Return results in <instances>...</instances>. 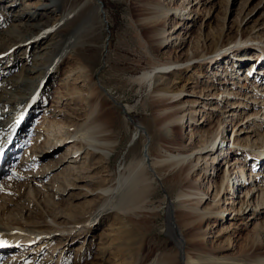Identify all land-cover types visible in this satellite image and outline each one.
Segmentation results:
<instances>
[{"label": "rangeland", "instance_id": "374dc122", "mask_svg": "<svg viewBox=\"0 0 264 264\" xmlns=\"http://www.w3.org/2000/svg\"><path fill=\"white\" fill-rule=\"evenodd\" d=\"M9 1L0 0V11L3 9L1 6H7ZM102 1L105 15L99 8L95 9L98 7L96 0H77L78 7L69 16H77L84 9L86 11L71 27L69 33L74 34L65 36L59 33L50 46H59L60 51L57 55H53L52 51L47 52L41 64L34 60L25 61L23 56L27 50L29 58L34 59L32 52L39 49L40 42L48 40L44 38L47 33L41 31L0 55V71L7 72L13 67L16 74L35 77L31 89L27 90V96L33 95L31 104L25 110L27 119L23 118L20 103L14 104L16 107L11 103H6V106L4 102L0 103V114L11 122L16 120L15 128L21 133L19 135L15 131L17 135L13 133L9 140L7 134L0 139V221L7 223L21 215L23 219H38L41 215L35 212L39 210L41 217L44 216L52 226L50 232L44 229L42 233L46 234L45 237L55 235L50 246L40 247L43 242H36L30 248L23 246L14 252L3 253L0 264H156V261L153 263L155 259L164 260L172 254L179 257L178 264H184L182 258L188 253L182 257L181 251L180 256L177 255L179 247L176 237L169 230L167 216L168 207L172 206L177 211L175 223L178 233H182L185 242H191L193 236L183 226L186 218L181 211L185 208L180 201L183 197L178 196L181 187L170 189V182L165 181L173 168L156 170L158 164L154 163L157 159L167 158L171 152L172 157L178 155L176 158H180L185 152L183 155L191 158L194 168L187 185L197 183L198 188L206 193L200 204L201 209L192 213V216L198 217L202 211L207 212L203 220H197L200 223L198 231L201 232L197 240L204 249L193 246L187 250L207 257L212 254L215 262L220 264H250L243 260V256L255 240V244L259 245L256 254L264 257V0ZM51 5H42L40 11L49 17V29L60 28L64 34L67 18L64 19L57 11H51ZM182 5H188V11L192 10L190 17L193 19L185 20L172 15V12H176L174 7ZM28 6L6 7L3 15L0 14L2 33L8 31L9 27L8 24H1L4 17L22 12L24 15L31 9ZM152 6L160 8L155 10ZM166 6L171 8L167 17L161 11ZM64 7L70 11L72 4L66 3ZM31 11L35 12V9ZM158 29L162 36L155 35L154 31ZM242 34L247 35L243 37ZM178 35L179 38H176ZM249 35H253L254 40H248ZM160 38L163 41L161 44L157 43ZM28 41L30 43L27 45ZM234 41L241 46V51L235 54L232 47L229 48L220 55V61L216 64L199 57L206 51H210L207 56H211V50L217 43H227L228 48ZM80 45H90L98 51L93 77L88 71V64L82 65L78 61L76 46ZM16 51L21 58L13 57ZM193 56L196 58L190 60ZM177 61L180 63H174ZM228 61H231L232 67L229 68L231 73L228 77H223L225 75L221 71L216 75L212 73L217 71L220 63L226 68ZM36 62L39 65L35 68ZM167 62L173 63L167 68H160L162 63ZM253 62L254 65L251 64ZM26 66L34 68L30 74L21 72ZM43 68L48 69V73L39 81ZM145 70L156 72L154 79L159 86L155 90L169 86L170 89L182 91L178 100L155 102L154 89L136 79ZM96 89L113 107L111 121L120 140L112 154V171L107 173L100 169L101 178H107L113 172L118 185L131 162L145 157L142 161L151 192L145 203L127 219L116 209L105 210L108 202L99 209L91 207L94 200H99V190L96 189V179L91 176L94 171L84 168V163L88 162L87 151L78 162H61L53 170L50 169L52 171L48 176L42 173L45 166H52L64 153H70L75 144L72 141L74 135L91 117L89 113L92 109L86 98L95 97L93 92ZM224 89L235 93L229 95L230 99L226 101L216 100L215 93ZM241 102L247 104L241 105ZM171 105L173 107L168 111L174 119L171 120L170 129L163 130V120L172 117L161 115V111ZM194 110L196 114L192 113ZM142 125L145 129L141 128ZM218 129L225 130L223 135L226 142L223 145L227 149L225 155L219 157L224 159L218 158L214 164L217 166H214V170L211 164L205 162L206 159L199 162L198 157L201 152L199 148L206 142L209 144L208 140ZM61 136H69V143L60 148H49L50 143H56ZM146 146L149 149L143 152ZM205 150H202V154ZM159 151L164 154L163 157L158 156ZM259 155L262 158H258ZM238 159L245 160L249 184H242L244 186L240 191H243L235 196L226 194L222 189L218 193L216 186L221 184L223 175L242 163ZM76 173H81L82 176H79L87 178V182L80 179L75 181ZM62 181L73 183L68 187L61 186ZM187 185H182L183 189ZM248 187L252 189L247 195ZM54 189L56 195H53ZM28 200L31 201L29 206L25 204ZM44 201L52 202L54 208L46 209ZM224 208L228 209L222 215L218 211ZM54 214L60 217L55 218ZM58 227H75L77 232L83 233L75 239H64L58 235L62 231L55 229ZM18 230L16 224L12 231ZM13 254L17 258L15 261L11 260Z\"/></svg>", "mask_w": 264, "mask_h": 264}, {"label": "bare ground", "instance_id": "6f19581e", "mask_svg": "<svg viewBox=\"0 0 264 264\" xmlns=\"http://www.w3.org/2000/svg\"><path fill=\"white\" fill-rule=\"evenodd\" d=\"M26 1L25 0L24 1L23 0H10L7 3V6H5V5L1 6V8H3L0 11L1 15H3V11L6 9V7H12L14 5H17L19 7L23 6L24 8H27V5H29L31 9L29 11H27L26 13L24 12L25 13L24 15L22 12V13L14 14L13 16H10V14H9L8 17H4L1 24H4V25L8 24L9 27H8V31H5L4 33H2L3 31L0 30V55L2 53L7 52L12 46H16V45L20 44L22 41L29 40L31 38L32 34H37L41 31V33L42 32L47 33V34H44V38H46L48 40H46L43 43L40 42L39 47H38L39 49L32 52L34 59L29 58L30 54L26 53L27 50H25V53L22 52L23 56H25V61L28 60L31 62L32 60H34V62L38 61V63H40V61L42 62L43 60H45L47 52L52 51L53 55H55V54L57 55V53L60 51L61 47H59V46H58V48L51 47L50 43L59 37V35H58L59 33L61 35H65V36H68L69 34L71 35L73 33V32L69 33L72 29L71 27L79 19H81V17H82L81 14L85 13L86 9L78 12L79 15L73 17L71 15L69 16V13H71L73 9L78 7L79 3L77 2V0H72V1L71 0H43L44 2L42 0H38L39 2H33V3L28 2V1L26 2ZM157 2L160 3L159 0ZM66 3L72 4V9L70 11H66V7H64V4H66ZM158 3H157V5H158ZM47 4H52L51 5L52 10L51 11H57V14H62L64 19L67 18L65 20V25L67 28H65L66 32L64 34L60 28L58 30L56 28L49 29L50 19H49V17L45 16L43 14V12L40 11L42 5H47ZM24 8H22V10ZM32 8L35 9V12L31 11ZM98 8H99L100 12H103L100 9L99 3H98ZM151 8L156 10V8H160V7L159 6L158 7L152 6ZM162 9L163 10H161V9L160 10L162 12L164 11V15L167 17L169 15V10H171V8L166 6L165 9L163 7H162ZM174 9L176 10V12H172V15L176 14V15H178V17H182V19H185V20L193 19V17H190L192 10L188 11V5L187 6L182 5V6L174 7ZM177 11H179V12H177ZM156 18L158 20L159 19L161 20V18L159 16H157ZM105 22H107L106 19H105ZM74 29H75V27H74ZM154 32H155V35H158V34H159V36L161 35V32L159 29L154 31ZM242 35L244 37L247 34H242ZM243 37H242V39H243ZM176 38H179V35L176 36ZM248 40H254L253 35H249ZM29 43H30V41L27 42V45ZM157 43H159V44L163 43V41H161V38L157 41ZM226 45H227V43L220 44V45L217 43L215 48L211 50V52H212L211 56H207L210 53V51H208V52L206 51V52L202 53L199 57H201V59H208L207 60L208 63L213 61L214 62L213 64H216L217 62L220 61L219 60L220 55L224 52L226 53L229 48L232 47L234 53L235 52L238 53L241 51L240 50L241 46H238L236 44V41H234V43H232V46H230L228 48L226 47ZM44 50H46V51L42 52ZM97 52L98 51L90 45H88V46H83V45L76 46V54L78 55V59H79V60L78 59L77 60L80 63H82V65L88 64V66H89L88 71L90 72V75L92 77H93V67H94V64H95V61L97 58ZM196 55H197V53H196ZM13 57H15V58L20 57L21 58V55L19 53H17V51H16L13 54ZM194 58H196V56L190 57V60L194 59ZM46 61H49V60H46ZM38 63L36 62V65H34L33 67L36 68ZM172 63L173 62L162 63L160 65V68H163V69L167 68ZM174 63H180V62L177 61ZM239 64H241V63H239ZM251 64L254 65L255 63L253 62ZM230 65H231V61L230 62L228 61V66H226V68H225V65H222L220 63V64H218L219 68L217 69V71H214L212 73L214 75H216L219 73V71H221L222 74L225 75L223 77H226L229 73H231L232 67ZM189 66H190V64H188V67ZM77 68H79V67H77ZM229 68H231V69H229ZM33 69L34 68H32V67L26 66V68L25 67L22 68L21 72L24 71L26 74H30L33 71ZM152 70H145L136 79L140 82L148 83L149 86H151L152 89H154L153 92L155 93L154 94L155 102L156 101L160 102L163 99H165L164 101H167L169 103L177 101L179 96H181L182 91L170 89L169 86H163L160 89L155 90V88H157V86H159V85H158V83H156V80L154 79L156 72H154ZM233 70H235V69H233ZM14 71L15 70L13 67L9 68L7 70V72L4 70L0 71V74L2 75V80L0 81V83H1V85H0V103L4 102L3 103L4 105L6 103H11L13 105L20 103V106L22 108L21 111H22V113L24 112L23 118L27 119V116L26 117L24 116V115H26L25 110L31 104V102H32L31 97H33V95L27 96V94H29V92H27V90L31 89L30 86H32V83H33L35 77L31 78L32 75L31 76H28V75L27 76H25V75L21 76L24 73L23 74H19V73L16 74V73H14ZM47 73H48V69L43 68L42 71L40 72L41 77H40L39 81H41L42 78L45 77ZM200 74H202V72H200ZM221 82H224V81H221ZM15 93H17L18 96H16ZM93 93L95 94V97L86 98L89 102V108L92 109V111L89 113L91 115V117L87 121V123L84 124L80 128L79 133L74 135V140H72V141H74L75 144L72 146L70 153H68V152L64 153L58 159V162L54 163L52 166H47V167L45 166L44 170L42 169V173H46L45 176H48L49 173H51V171L54 169V167L58 166L61 162L62 163H65L68 161L75 162L77 160H80V158H82L84 153L87 151L88 162L84 163V168H87L91 171H94V174L91 176L96 179L95 180V183L97 184L96 189L99 190V192H98L99 200H94V202H92L91 207L94 208V210L99 209L103 204H106V202H108L107 204H109V206L107 208H105V210H109L111 208L116 209V212L122 213L123 218L127 219L126 217H131L133 215L134 211L137 208L141 207L145 203V201L148 198V195L151 192V186L148 183V180L146 177V169H145V166L143 165V161H142V160H144L145 157L143 156V159H136V160H133L131 162L127 172L123 176V180L118 185L115 182V173H113V172L108 174V176H110V178H109L110 180L107 179L108 176H107V178H104V179L101 178V176L99 175L100 169H102V171L107 172V173L112 171V168H111V160H112V156H113L112 154L116 150V148L118 147V143L120 142V140H119L118 131L112 125V121H111V115L113 114L112 105H110L107 102V100L101 96V93L97 89ZM234 93L235 92H233V90L230 91V89L229 90L224 89L223 91L215 93L216 94L215 99L221 100V101L222 100L226 101L227 99H230L229 95H232ZM13 94H15V96H14L15 100L12 99ZM220 95H221V97H220ZM224 96L226 97V99L224 98ZM15 101H17V102H15ZM262 102H263V107H264V99L262 100ZM233 103H236V102H233ZM239 104L246 105L247 103L241 102ZM13 107H16V105H14ZM13 107H11L12 111H13ZM171 107H173V105L165 107L164 110L161 111V115H163L165 117L169 116V118H171L173 115H171V113L168 111L171 109ZM233 107H235V106H233ZM27 111H29V110H27ZM195 111L196 110H194L192 113L196 114L197 111L196 112ZM258 114H259V111L256 112V115H258ZM172 119H174V118L172 117L170 120H163V128H162L163 130L170 129V124H171ZM15 121L16 120H14V122ZM14 122H11L10 119H7L4 117V115L0 114V139H1V136L7 134V138L9 140V138L12 137L13 133H14V136L19 133V130L15 128ZM234 126H236V125H234ZM141 128H144V126ZM7 129H9V131ZM15 131H17V134H15ZM224 131H222V130L219 131V129H218L214 132V134H212V135L210 134L211 140H208V142L210 141V143L207 144V142H206V144H204V146L199 148L201 151L200 155L198 157L199 162H200V160L206 159L205 162L207 164H211L213 166L212 168L214 170H215L214 166H216L214 164L217 162L218 158L222 154L225 155V153H226L225 150L227 148H224V145H223L226 142V136L223 135ZM20 134L21 133H19V135ZM5 137L6 136H4V138ZM57 139H58V141L56 143H54V144L50 143L51 147H49V148H53V149L60 148L62 146H66L70 141L69 136H66L65 138L63 136H61ZM218 139H219V141H218ZM147 149H149V148L146 146L145 149L143 150V152L147 151ZM203 149H206V150L202 154ZM158 153H159L158 156H160V157L164 156V154L161 151H159ZM172 153L173 152H171V154L168 153L169 155L167 154V158L155 160L154 163L158 164V166L156 167V170L162 171L163 167L173 168L170 176L165 181L170 182V184H169L170 189H173L174 186L181 187V191L178 194V196L183 197L180 201H181V204L185 208L183 211H181V212H183L182 215L186 218L185 220L183 219L184 220L183 226L187 227L186 232L191 234V236H193V240L191 242L187 243L184 241V237H183L182 233H178V231H177L178 228H177V225L175 223L176 222L175 213L177 211H175L172 206H169L168 210H167L168 211L167 212L168 224H169V230H170V232H173L174 236L176 237V242H177L178 247H179L177 255L180 256L181 251L183 252V253L181 252L182 257H183L184 253H188L187 255L185 254L184 258H182V259H184L183 260L184 264H220V263L215 262L212 254L207 257V255L205 256L202 254L200 255L198 253H190L187 250V248H190L193 246L194 247L199 246L200 250H201V248H203L202 243H200V241L197 240V237H199L198 235L201 234V232L198 231V229L200 227L198 225L200 223H198L197 220L199 221V218H201L203 220L206 217L207 212H203V211H202V213L200 212L201 214H199L198 217L192 216V213H194L195 211L197 212L201 209L200 204L205 199L204 194H206V193L198 188L199 186H197V183H194L193 186L187 185V183L191 181V179H190L191 171H192V168H194V165H193L194 162L191 161V158L188 159L189 158L188 155H183V153H185V152H182L181 156L179 155L180 158H176V157H178V155H177L178 153L176 154L177 155L176 157L175 156L172 157L171 156V155H173ZM145 155H147V153ZM3 156L5 157L4 154H3ZM165 156H166V153H165ZM208 156H210V157L208 158ZM0 157H1V153H0ZM170 158H176V159H170ZM258 158H262V157L259 155ZM209 159H211L210 162H209ZM219 159H224V158H219ZM238 160H239V163L240 162H242V163H240L238 165L236 164L235 166L232 165L233 166L232 169H229L228 173H226V175L225 174L223 175V179H222L221 184L220 185L218 184L216 186L218 193H220V190L222 189V190L226 191V194H229V195L231 194L234 196L238 195L239 191L244 186L242 184H246L249 182V175L247 173L246 168L244 167L245 166V160H243V159L242 160L238 159ZM163 162H165V163L163 164ZM216 168H217V166H216ZM230 168H231V166H230ZM50 169H52V170L50 171ZM232 170H234V171L231 172ZM252 172H254V169H252ZM252 172L250 173V175L252 174ZM73 173L74 172H72L71 174L73 175ZM79 174L81 175V173H78L77 177L74 180L76 181V179H80V180H84L87 182V178H85V177L83 178V177H81L82 175L79 176ZM233 174H235L234 177H232ZM252 176H253V174H252ZM107 180H108V182H107ZM72 183L73 182H71L69 184L72 185ZM69 184L63 183V181H62L61 186H67L68 187V186H70ZM185 184L187 185L186 186L187 188L183 189L182 185H185ZM195 184H196V186H195ZM249 189H252V187H250V188L248 187V190ZM242 191H240V192H242ZM87 192H90V191L87 190ZM250 192L251 191L249 190V191H247L246 194L248 195ZM56 194H57V192H55V189H54L53 195H56ZM184 198H186V199H184ZM111 199H112V203H111ZM192 201H195V203H192ZM190 202L192 203V205ZM30 203H31L30 200L25 202V204H27V206H29ZM193 204H194V206H193ZM43 206L48 210H52L54 208V204L50 201H44ZM0 209H2V208L0 207ZM226 209H228V208H224V210H222V211L219 210L218 212L223 215L224 214L223 211H226ZM228 211H230V210H228ZM35 213L38 216L39 215L42 216V212H39V210L36 211ZM34 214H32V215H34ZM54 215H55V218L59 216L58 214H54ZM179 215H181V213ZM41 216L38 219H30V217L29 218L25 217L23 219V215H21L20 218H11L10 220L7 221V223L0 221V230H1L0 231V241L5 242L4 246L0 247V256L3 253L5 255V253H7V252H14L16 249L22 248L23 246H27L25 248H30V245L35 244L36 242H41V243L43 242L42 244L40 243L41 244L40 247L43 245H45V247L47 245H49L50 241L55 238V235L54 236L52 235L53 237L52 236L51 237L50 236L45 237L46 234L42 233V231L44 229L47 230L46 232H50L49 229H52V226L50 225V222H48L47 220L44 219V216L43 217H41ZM16 224H17V228L19 230L13 232L12 229L16 227ZM13 226H15V227H13ZM75 227H77V225H75ZM75 227L63 228V229H61L62 227H58L55 229L57 230L60 228L59 230H62V231H59V233H58V235H61L60 237H63L64 239H66V238L75 239L76 236L83 233V231L77 232ZM55 229H53V230H55ZM36 232H41V233H36ZM251 244L252 245L245 252V255L243 256V260L249 261L250 264H253V262H254V264H264V257L260 258V255L256 254L257 249L259 248V245L255 244V240H253ZM14 256H15V254L12 255L13 258L11 259L13 261H15L17 259ZM159 260H160V258L158 260L155 259L153 261V263L156 261V264H178L179 257H177V256L174 257V255L172 254V255H168V257L166 256V259L164 258V260H160V261ZM13 261H11V262H13ZM11 264H13V263H11ZM127 264H130V263L127 262ZM231 264H234V263L232 262Z\"/></svg>", "mask_w": 264, "mask_h": 264}, {"label": "water", "instance_id": "95a60500", "mask_svg": "<svg viewBox=\"0 0 264 264\" xmlns=\"http://www.w3.org/2000/svg\"><path fill=\"white\" fill-rule=\"evenodd\" d=\"M98 3H99V5L101 6V9H102V11H103V13H104V15H105V10H104V8H103L104 4H103L102 0H96V4H98ZM95 9L98 10V7L95 8ZM97 13H98V12H97ZM99 14H100V13H99ZM97 15H98V14H97ZM104 15H103V18H104Z\"/></svg>", "mask_w": 264, "mask_h": 264}, {"label": "snow or ice", "instance_id": "6c2138e0", "mask_svg": "<svg viewBox=\"0 0 264 264\" xmlns=\"http://www.w3.org/2000/svg\"><path fill=\"white\" fill-rule=\"evenodd\" d=\"M4 243L3 241H0V247H3L4 246Z\"/></svg>", "mask_w": 264, "mask_h": 264}]
</instances>
